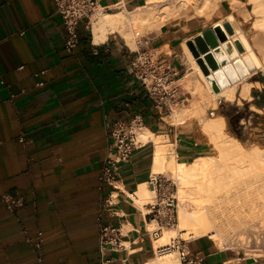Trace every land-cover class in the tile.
<instances>
[{"label": "crops", "instance_id": "crops-1", "mask_svg": "<svg viewBox=\"0 0 264 264\" xmlns=\"http://www.w3.org/2000/svg\"><path fill=\"white\" fill-rule=\"evenodd\" d=\"M141 1L99 5L114 12ZM193 19L142 35L137 48L118 32L95 43L92 23L82 20L78 45L69 51L54 0H0V264H102L101 230L109 222L124 245L107 252L111 264L156 260L150 203L142 207L131 196L142 184L152 188L155 143L151 138L136 147L121 165L116 189L100 178L111 142L108 123L141 114L146 128L174 143L177 158L203 155L206 147L179 135L182 129L166 120L132 67L144 50L183 71L177 48L201 27ZM235 108L233 115L248 117L247 107ZM7 194L20 201L11 203ZM188 246L209 264H264L231 254L206 235Z\"/></svg>", "mask_w": 264, "mask_h": 264}, {"label": "bare ground", "instance_id": "bare-ground-1", "mask_svg": "<svg viewBox=\"0 0 264 264\" xmlns=\"http://www.w3.org/2000/svg\"><path fill=\"white\" fill-rule=\"evenodd\" d=\"M222 1L144 0L142 6L131 11L125 7L114 12L103 11L91 24L94 42L101 43L110 33L118 32L130 46L138 47L134 38L135 27H140L144 33L159 31L164 22L172 19L176 13L192 17L190 8L193 9V16L210 18ZM228 1L243 22L249 21L252 14L256 15L253 36L249 37L245 33L238 24L235 13L230 12L210 27L219 31L220 39L217 42L209 37L211 42L206 46L202 40V32L190 37H196L195 40L188 43L187 40L183 41L180 54L185 64L193 70L188 77L193 98L190 104L177 108L170 115L173 123H183L191 117L202 118L207 108L218 106V99L234 100L237 91H240L243 98H252L254 83L248 80L251 67L264 70V0H251L254 4L252 11L246 9L242 0ZM207 34L209 36L208 32ZM194 42L199 44L202 51L199 56L194 50ZM222 53L226 54V61L222 58ZM200 59L208 62L205 64L209 65V70ZM212 78H218L222 84L218 91L214 89L219 88L218 84L212 86ZM255 84L261 85L260 82ZM200 129L219 154L202 155L189 162L179 161L174 143L166 141L161 135L146 127L138 133L140 142L152 138L155 143L154 175L171 172L179 186L177 228H165L155 239V249L158 252L163 249L156 260L147 264H180L177 251L168 247L178 233L191 238L209 235L222 245L228 231H234L247 223L248 214L255 202L253 200L257 197L262 199L264 224V146L246 148L241 140L227 132V121L223 114L205 119L200 123ZM131 196L137 204L144 207L145 204L154 202L155 190L148 184H142L140 190ZM151 227L153 230V224Z\"/></svg>", "mask_w": 264, "mask_h": 264}, {"label": "built area", "instance_id": "built-area-1", "mask_svg": "<svg viewBox=\"0 0 264 264\" xmlns=\"http://www.w3.org/2000/svg\"><path fill=\"white\" fill-rule=\"evenodd\" d=\"M54 1L66 31V48L72 51L79 42L78 28L82 20H86L87 25L91 24L100 12L105 11V8L100 7L99 0ZM136 36L140 44V38L143 36L139 32L136 33ZM132 67L137 78L154 100L156 107L165 114H170L181 99L182 68L172 64V61L167 57L160 58L144 50L137 51V56L132 61ZM42 84L43 82L38 83V85ZM14 96L12 94V97ZM108 127L111 142L100 178L103 183L118 189L116 183L121 165L130 161L134 150L141 143L138 140V133L145 127V121L141 114H135L127 121L110 122ZM150 182L152 189L156 192L155 201L150 203L151 221L155 222V228L150 230V233L157 238L162 234L164 228L175 226L178 223L179 200L174 192V181L164 173L156 174ZM111 196L112 193L108 200L110 206L113 204L110 200ZM5 199L13 204L20 201L19 199L15 200L9 194L5 196ZM121 236V231L113 223L102 225V264H111L112 259L106 257L108 251L124 247ZM168 247L178 252L180 264H209L203 255L189 249L188 240L182 236L172 239ZM35 249H40L39 241H36ZM162 249H159V253L162 252Z\"/></svg>", "mask_w": 264, "mask_h": 264}, {"label": "rangeland", "instance_id": "rangeland-1", "mask_svg": "<svg viewBox=\"0 0 264 264\" xmlns=\"http://www.w3.org/2000/svg\"><path fill=\"white\" fill-rule=\"evenodd\" d=\"M242 1L245 2L246 9H248L250 11L253 10L254 4L251 0H242ZM143 2H144V0L141 1V6L143 5ZM220 5L221 6H219L218 8L215 9V11L212 12V17H210V18H207L206 16H196V15L193 16V13H194L193 9L190 8L189 13L192 14V17H190L189 14H187V15H189V16H187V15H185V13H180V14L176 13V15L172 19L164 22V24H167V26H171V25L183 26L185 20L188 19L189 17L194 18L193 20H200L201 27L198 30L190 31L189 36L194 34V33L202 32V34H201L203 37L202 40H203L204 44H206V46H207L208 42H211L209 37H211L213 39V41H216V42L218 39H220V34H219L218 29L217 28L211 29L210 27L213 24H215V22L225 18V16L227 14H229L230 12H234V10L232 9V6L228 0H223ZM220 7H221V9H220ZM131 10H133V9H129V11H131ZM234 13L236 15L238 24L240 26H242L245 33L249 37H252L253 33L255 31V29L253 28V25H254L253 23L256 20V15L252 14L250 16L251 19L249 21L243 22L242 17L237 12H234ZM95 20H96V18L92 20V23ZM142 30L143 29H141L140 27L134 28V38H136V40L138 39L137 36H135L137 32H140L141 35H145V34L151 32V31H147L144 33V31H142ZM207 32L209 33V36H208ZM195 38L196 37H194V39H192V40H195ZM193 45H194V50L197 52V55L199 56L202 52L200 47H199V44L197 42H194ZM134 48H137V47H134ZM168 50L169 49H167V51ZM168 52L171 53L170 50ZM177 53L179 54V58H180V61L182 62V67H183V71L181 73V78H183V79H181V81H180L181 99H180V102L174 106L172 112L170 114H166V115H168L166 117V120H168L169 122H170V115L175 110H177V108H179L183 105L190 104L191 99L193 98V94L191 93V90L189 88V81H188V77L192 75L193 70H191L188 67L189 65L187 66V63L185 64V61L183 60V58H181V54H180L181 53V47L177 48ZM222 58L224 60L225 59L227 60L225 53H222ZM200 60L203 63V66L204 67L206 66V68L209 70V68L207 67L209 65L205 64V62H207V61H205L203 59H200ZM250 71H251V73L248 77V80L252 81V83H254L253 87L251 89L252 98L243 99L240 97L239 91H237L236 97L232 101L225 100V98L218 99V106L216 108H212V107L207 108V112H206L204 117H202V118L191 117L190 119H188L187 121H185L183 123H179V124L176 123L175 124L180 129H182V133H180L179 135L188 136L189 140L197 141V142H199V146L202 145V146L206 147L203 155H217V154H219V152H218L217 148L210 142L207 135L204 134L203 131L200 129V123L204 122L205 119L209 118L210 116L214 117L218 114H223L226 117V121H227V129L226 130L230 135L234 136L232 134V132L230 131V125H229L227 115H231V114L233 115V113H235L236 104L241 106L242 108L247 107L246 110L250 112L248 117H245V119L243 118L241 120V124L244 126L243 132L246 136V140L244 142L241 141L243 143V145L246 148H252L255 145L264 146V108H259L256 105V96H254L252 93V90L254 88L256 89L255 86H258V88H261L264 90V82H261V85L255 84V83H257L255 80H260V78H264V70H261L257 67H251ZM184 76H186V77H184ZM211 80L213 83L212 86H214L215 84L217 86V84H218L219 88L214 87V89L218 91L220 89V87H222V84L220 83L218 78H216L215 80H213V78H212ZM259 98H261V97H259ZM182 99H184V100H182ZM246 104H248V106H246ZM177 159L182 161V159H180V158H177ZM164 174L167 177H169L171 180L174 181V183H175V187H174L175 191L174 192L178 198V189H179L178 187L179 186H178V182L176 181L174 175L171 174V172H165ZM155 196H156V192H155ZM259 198L260 197H257V198H255L256 200L255 199L253 200V201H255L254 204L252 205L253 209L250 212V214H248L249 219H248L247 223L244 224L245 226L243 225L241 228L238 227V228H236L237 230L235 229L234 231H228L226 233L225 241L222 245L219 243L218 240H215V242L218 244V246L220 248L227 250L231 254L248 256L251 258H257L259 260H261V259L264 260V224H262L263 223L262 222V220H263L262 219L263 218V216H262L263 215L262 214L263 213L262 205L263 204H262V199L260 198L261 199L260 200ZM178 200H179V198H178ZM153 201H155V198L153 199ZM255 203H256V205H255ZM250 204H251V202H250ZM179 209H180V205L178 204V214H179ZM178 223H179V220H178ZM178 223L175 226H170L167 228H177ZM153 228H155V225ZM177 236H181V234L178 233ZM206 236H209V235H206ZM183 238L186 240L191 239V237H187L185 235ZM158 253L159 252L156 250L154 253V257L157 256V258H158ZM177 257L179 259L178 252H177ZM179 263H180V260H179Z\"/></svg>", "mask_w": 264, "mask_h": 264}, {"label": "trees", "instance_id": "trees-1", "mask_svg": "<svg viewBox=\"0 0 264 264\" xmlns=\"http://www.w3.org/2000/svg\"><path fill=\"white\" fill-rule=\"evenodd\" d=\"M260 80L262 82H264V78H260ZM252 93L254 96H256V105L259 108H264V91L260 92L258 89H253ZM261 97V98H259ZM228 116V121H229V125H230V131L232 132V134L237 137L238 139H240L242 142L245 141L244 136L242 135V130H243V125L240 123V120L242 118V114H236V115H227ZM201 155V154H199ZM198 156V155H197ZM192 160V159H191ZM189 160V161H191Z\"/></svg>", "mask_w": 264, "mask_h": 264}, {"label": "water", "instance_id": "water-1", "mask_svg": "<svg viewBox=\"0 0 264 264\" xmlns=\"http://www.w3.org/2000/svg\"><path fill=\"white\" fill-rule=\"evenodd\" d=\"M226 26L228 27V29H229V25L228 24H226ZM230 30V29H229ZM231 31V30H230Z\"/></svg>", "mask_w": 264, "mask_h": 264}, {"label": "flooded vegetation", "instance_id": "flooded-vegetation-1", "mask_svg": "<svg viewBox=\"0 0 264 264\" xmlns=\"http://www.w3.org/2000/svg\"><path fill=\"white\" fill-rule=\"evenodd\" d=\"M263 99H264V97H263Z\"/></svg>", "mask_w": 264, "mask_h": 264}]
</instances>
